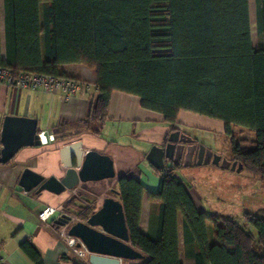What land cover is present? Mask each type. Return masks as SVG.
Instances as JSON below:
<instances>
[{
  "label": "trees",
  "instance_id": "trees-1",
  "mask_svg": "<svg viewBox=\"0 0 264 264\" xmlns=\"http://www.w3.org/2000/svg\"><path fill=\"white\" fill-rule=\"evenodd\" d=\"M0 1V67L77 80L74 67L94 70L97 96L76 127L102 126L113 91L136 95L141 107L160 113L171 128L181 111L220 121L230 138V159L264 176V0H253L256 46L249 0ZM68 125L53 126L55 140L68 137ZM177 169H155L160 179L157 190L147 192L146 233L139 228L143 185L133 176L117 178L129 244L143 254L131 264H264V215L244 214L257 233V254L253 235L234 218L198 208ZM91 213L83 208L77 215ZM179 215L190 263L180 259ZM20 249L43 264L30 241Z\"/></svg>",
  "mask_w": 264,
  "mask_h": 264
},
{
  "label": "crops",
  "instance_id": "crops-1",
  "mask_svg": "<svg viewBox=\"0 0 264 264\" xmlns=\"http://www.w3.org/2000/svg\"><path fill=\"white\" fill-rule=\"evenodd\" d=\"M0 6L1 53L4 55L2 1ZM73 69V75L81 79L86 86L69 97L60 92L23 89L0 82V129L5 115L36 118L37 128L47 133L53 134V126L62 122L69 123L70 129L68 137L63 140L21 147L8 162L0 163V256L4 264H35L20 249V244L25 240L30 241L40 252L43 264H74L80 261L75 251L59 236L60 226L56 224L58 228L52 225L54 219L42 222L37 217L41 207L53 205L66 191L54 194L45 190L39 193L31 190L29 194H24L18 185L24 168L36 171L44 177L63 176L65 165L62 146L72 141L81 142L84 151L93 149L108 155L113 160L116 174L111 180L117 181L119 176L125 175L133 176L141 182L145 193L142 198L139 228L144 233L147 232L151 213V202L147 198V192L157 190L160 173L157 171L159 169L155 170L156 168L148 162L146 154L151 146H162L170 125L163 120L160 113L141 107L138 96L113 91L102 126L92 127L91 130L76 127L75 125L85 118L94 103L97 89L93 69L83 65ZM180 116L179 113V123L192 125L186 124L189 121L182 120ZM98 129L99 134H96L94 131ZM180 169L175 170V175L188 187L198 208L208 213L202 203L203 196L196 193L198 199L196 198L191 191V185L186 184L179 175ZM106 180L110 179L85 183L94 184ZM112 197L119 199L116 194ZM101 202L95 209L101 206ZM75 217L76 220H85L77 214ZM179 223L180 215L178 216L180 259L190 263L183 255L184 246Z\"/></svg>",
  "mask_w": 264,
  "mask_h": 264
},
{
  "label": "water",
  "instance_id": "water-1",
  "mask_svg": "<svg viewBox=\"0 0 264 264\" xmlns=\"http://www.w3.org/2000/svg\"><path fill=\"white\" fill-rule=\"evenodd\" d=\"M37 119L20 115H5L0 129V163L8 162L24 146L40 145ZM191 137L172 131L163 146L153 145L146 154L148 162L156 169L165 168V160H174L182 167L213 164L222 169L240 171L243 166L236 160L213 154L203 144L198 145L196 159L193 161L195 143ZM65 170L63 176L43 175L24 168L18 185L24 191L43 190L60 194L88 181L112 179L116 176L113 160L106 154L90 149L84 151L81 142L72 141L62 146ZM180 160L181 163H180ZM111 192L117 194L116 189ZM71 216L61 214L53 220L58 226L68 225L67 235L79 240L87 251L88 264H120L121 261L141 259L143 254L129 244V235L121 201L105 196L101 206L85 220L69 223Z\"/></svg>",
  "mask_w": 264,
  "mask_h": 264
},
{
  "label": "rangeland",
  "instance_id": "rangeland-1",
  "mask_svg": "<svg viewBox=\"0 0 264 264\" xmlns=\"http://www.w3.org/2000/svg\"><path fill=\"white\" fill-rule=\"evenodd\" d=\"M249 13L252 43L256 46L257 35L254 26L253 0H249ZM85 86L83 82L82 87ZM180 115V118L184 121L197 122L186 124L200 125V127L194 128L193 131L200 139L201 144L209 148L213 154L227 159L231 158L230 138L223 131V125L220 121L187 111H181ZM183 128L189 129L186 126ZM238 130V128L234 129V131ZM242 131L248 133L245 130ZM179 175L186 184L191 185V191L197 199L198 195L203 196L202 203L208 212L221 216H231L246 231L250 232L253 235L252 248L257 254H261L262 250L257 241L256 230L245 220L244 214L264 215V176L243 168L236 171L222 169L213 164L181 167ZM82 187L88 192V194L82 192L83 197L94 202V208H96L105 196H114L111 189H116V181L110 179L101 183H83ZM70 195L73 196V194L66 191L65 195L53 205H62L64 212L76 215L83 207L74 198L69 203L67 198ZM207 224L210 231L211 224L210 222ZM179 229L181 230V223H179Z\"/></svg>",
  "mask_w": 264,
  "mask_h": 264
},
{
  "label": "built area",
  "instance_id": "built-area-1",
  "mask_svg": "<svg viewBox=\"0 0 264 264\" xmlns=\"http://www.w3.org/2000/svg\"><path fill=\"white\" fill-rule=\"evenodd\" d=\"M0 82L9 86H16L23 89H41L46 92H60L65 97L73 96L77 94L82 88V80H77L68 77L53 76L50 74H39L27 71L14 72L9 68L0 67ZM40 144H46L49 141H54V135L52 133H47L45 130H40L38 133ZM83 183H79L74 188L67 190L73 196H68L67 201L76 200L80 202L83 208H89L94 211V202L89 199L84 198L82 192L88 194L82 187ZM30 191H24V194H29ZM61 214H67L71 216L69 223L76 221V217L73 214L66 213L63 211L62 205H44L37 213V217L42 222H49L57 218ZM68 225L60 226L59 236L65 241L67 246L74 250L80 261L87 263V251L85 247L80 243L79 247L75 245L79 242L78 239L67 235ZM0 264H4L2 257L0 256ZM120 264H131L130 261H121Z\"/></svg>",
  "mask_w": 264,
  "mask_h": 264
},
{
  "label": "flooded vegetation",
  "instance_id": "flooded-vegetation-1",
  "mask_svg": "<svg viewBox=\"0 0 264 264\" xmlns=\"http://www.w3.org/2000/svg\"><path fill=\"white\" fill-rule=\"evenodd\" d=\"M188 127L189 129H184L183 127ZM198 127H200L199 125H197V124H192V125H185V124H182V123H179L178 122V124L177 125H175L173 128H171V127H169V131H168V133H167V135H166V137H165V139H164V141H163V144H162V146L164 147L165 145H166V143H167V137H168V135H169V133H171L172 131H175V130H178L179 132H182V133H184V134H186L187 136H189V137H191V139H192V142L191 143H195L196 144V147H195V150H194V157H193V161H195V157H196V153H197V149H198V145L199 144H201V142H200V139L198 138V136L194 133V131H193V129L194 128H198ZM201 127H203V126H201ZM206 149H209V148H207V147H205ZM230 161H233L232 159H229ZM181 161L182 160H180V163H181ZM165 166L166 167H169V166H175V167H178V168H181L182 166L180 165V164H177V163H175L174 162V160H165ZM193 166H195V165H193ZM93 212V211H92Z\"/></svg>",
  "mask_w": 264,
  "mask_h": 264
}]
</instances>
